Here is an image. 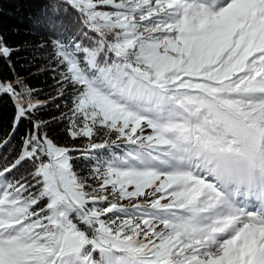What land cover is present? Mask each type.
<instances>
[{
  "label": "snow or ice",
  "instance_id": "6c2138e0",
  "mask_svg": "<svg viewBox=\"0 0 264 264\" xmlns=\"http://www.w3.org/2000/svg\"><path fill=\"white\" fill-rule=\"evenodd\" d=\"M29 20L22 44L0 24V264H264V0H48Z\"/></svg>",
  "mask_w": 264,
  "mask_h": 264
},
{
  "label": "trees",
  "instance_id": "16d2710c",
  "mask_svg": "<svg viewBox=\"0 0 264 264\" xmlns=\"http://www.w3.org/2000/svg\"><path fill=\"white\" fill-rule=\"evenodd\" d=\"M47 4L48 0H0V24H2L6 30L13 27L20 29L19 35H12L9 33L10 41L12 43L22 44L24 41L35 42L39 39L38 36L25 35L24 30L30 26L29 16H35L38 12L43 10ZM25 56L30 57L31 53L21 52L18 56L14 55L12 57L13 61L16 62V71L20 73L22 77H28V83L33 87L43 88L44 92L40 93V98L45 99L47 98L49 86L52 84V81L49 79V73L44 72L38 76L32 75V73L40 71L43 62L36 60L35 65L30 67L28 61L24 59ZM2 74L5 77L10 76L9 70L6 66L2 68ZM52 94L55 95L54 90ZM49 107L51 108L52 106L50 105ZM13 111L12 101L7 96L0 98V133H6L10 129ZM57 114L58 113L55 111L48 112L45 114V118ZM24 128L25 125L22 124L17 134V140L19 139V136L23 135ZM53 128L54 131L52 135L57 143L67 144L69 146L73 144L86 146L85 141L79 139L72 141L67 133L62 131V129L65 128V124L61 123L59 125H53ZM84 164L85 162L83 160L79 161L80 166H83ZM94 186L98 187L99 183L95 182Z\"/></svg>",
  "mask_w": 264,
  "mask_h": 264
},
{
  "label": "clouds",
  "instance_id": "9594fccd",
  "mask_svg": "<svg viewBox=\"0 0 264 264\" xmlns=\"http://www.w3.org/2000/svg\"><path fill=\"white\" fill-rule=\"evenodd\" d=\"M242 168L247 170V165H241ZM254 184L252 189V196L255 198L256 195L264 194V172L257 169L254 173Z\"/></svg>",
  "mask_w": 264,
  "mask_h": 264
},
{
  "label": "rangeland",
  "instance_id": "374dc122",
  "mask_svg": "<svg viewBox=\"0 0 264 264\" xmlns=\"http://www.w3.org/2000/svg\"><path fill=\"white\" fill-rule=\"evenodd\" d=\"M138 202L136 199H133V200H123V201H118V203H121L125 206H128V205H131V204H134Z\"/></svg>",
  "mask_w": 264,
  "mask_h": 264
}]
</instances>
